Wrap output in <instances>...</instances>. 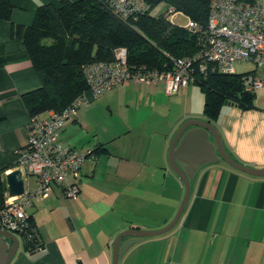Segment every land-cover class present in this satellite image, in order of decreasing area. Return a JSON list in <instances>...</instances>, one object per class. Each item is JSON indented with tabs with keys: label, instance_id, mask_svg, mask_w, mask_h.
Instances as JSON below:
<instances>
[{
	"label": "crops",
	"instance_id": "crops-1",
	"mask_svg": "<svg viewBox=\"0 0 264 264\" xmlns=\"http://www.w3.org/2000/svg\"><path fill=\"white\" fill-rule=\"evenodd\" d=\"M10 1L11 20H0V170L5 169V179L27 142L31 116L21 96L41 86L13 27L31 26L40 5L62 2ZM165 10V3L154 9L156 14ZM243 64L249 65L236 67ZM244 72H253V81L264 78L254 65ZM254 93L253 108L225 104L216 122L205 117V96L195 82L169 95L163 84L129 81L81 108L60 140L83 151L101 148V153L82 169L78 199H67L55 186L36 200L29 214L40 247L29 251L20 240L11 264H112L119 234L166 226L185 194L170 151L188 121L211 123L232 159L264 169V87ZM120 247L124 254L118 264H264V177L223 160L206 164L191 180L190 199L173 230L141 240L124 237Z\"/></svg>",
	"mask_w": 264,
	"mask_h": 264
},
{
	"label": "trees",
	"instance_id": "trees-1",
	"mask_svg": "<svg viewBox=\"0 0 264 264\" xmlns=\"http://www.w3.org/2000/svg\"><path fill=\"white\" fill-rule=\"evenodd\" d=\"M161 3L166 4V10L156 14L154 9ZM148 4V9L124 19L107 0H62L59 6L40 5L31 26H14L13 34L23 39L41 79L40 87L21 96L30 116L42 117L49 110L60 113L68 108L89 90L86 66L112 63L119 48H126L130 66L144 65L159 71L173 70L174 60L191 58L192 76L204 93V115L210 122L217 121L225 104L254 107L255 93L247 89L253 83V72L223 74L209 62L207 69L201 71L204 61L198 57L204 52L205 39L168 19L167 10L173 6L205 27L211 0H149ZM13 9L10 0H0V20H11ZM3 65L0 54V68ZM100 153L101 148L93 150V155ZM4 174L5 169H1L0 212L8 191ZM28 223L30 228H36L32 216ZM22 241L29 251L38 247Z\"/></svg>",
	"mask_w": 264,
	"mask_h": 264
},
{
	"label": "built area",
	"instance_id": "built-area-1",
	"mask_svg": "<svg viewBox=\"0 0 264 264\" xmlns=\"http://www.w3.org/2000/svg\"><path fill=\"white\" fill-rule=\"evenodd\" d=\"M149 0H107L108 5L122 18L127 19L148 9ZM182 15L187 18L184 27L205 39L204 52L198 57L223 74L237 73L236 65L253 64L264 71V0H211L208 23L205 27L190 17L169 6L167 16L177 23ZM206 62V63H205ZM191 58L174 60L170 71H159L141 65L132 67L128 63L126 48L115 52L112 63H94L86 66L85 76L89 90L78 97L62 112L49 110L42 117H31L27 127V142L19 151L17 167L22 172L24 192L11 197L6 193L5 207L0 212V230L15 234L20 240L40 247L36 228H30L29 210L36 200L50 195L55 186L63 189L67 199H78L81 193L80 178L93 150H80L64 145L60 134L67 122L77 118L79 110L88 106L103 94L117 89L125 82L163 84L169 95L179 93L195 82ZM264 87V78L256 79L247 86L254 91ZM35 248V249H37Z\"/></svg>",
	"mask_w": 264,
	"mask_h": 264
},
{
	"label": "water",
	"instance_id": "water-1",
	"mask_svg": "<svg viewBox=\"0 0 264 264\" xmlns=\"http://www.w3.org/2000/svg\"><path fill=\"white\" fill-rule=\"evenodd\" d=\"M210 137H212L213 141H210ZM219 160L225 161L228 165L243 173L264 177V169L248 167L232 159L222 144L218 130L211 123L191 120L184 124L170 151L171 166L185 186V194L175 216L166 226L157 230L130 229L119 234L113 244L112 264H118L124 254L123 247H120V242L124 237L141 240L161 236L173 230L181 220L190 199L191 180L201 167ZM6 184L11 197L22 195L24 192L22 172L19 169H15L7 174ZM19 246L20 239L15 234L0 230V264H11Z\"/></svg>",
	"mask_w": 264,
	"mask_h": 264
},
{
	"label": "rangeland",
	"instance_id": "rangeland-1",
	"mask_svg": "<svg viewBox=\"0 0 264 264\" xmlns=\"http://www.w3.org/2000/svg\"><path fill=\"white\" fill-rule=\"evenodd\" d=\"M177 23L178 24H180V25H185L186 23H187V18L186 17H184V16H182V15H180L178 18H177ZM250 66H253V64H249V65H247V64H243L242 66H237L236 67V70L239 72V73H245L244 71H247V69L248 68H250ZM107 93H109V92H107ZM107 93H105V94H103V96L104 95H106ZM100 97H102V96H100ZM105 112V114L108 116L109 115V112L106 110V111H104ZM183 127V125L180 127V129ZM179 129V130H180ZM178 130V131H179ZM174 139V138H173Z\"/></svg>",
	"mask_w": 264,
	"mask_h": 264
}]
</instances>
